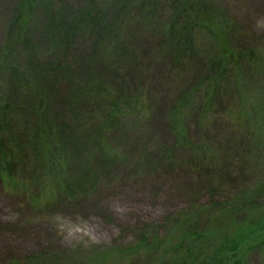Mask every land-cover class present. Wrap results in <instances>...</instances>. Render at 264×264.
Here are the masks:
<instances>
[{
	"label": "trees",
	"instance_id": "obj_1",
	"mask_svg": "<svg viewBox=\"0 0 264 264\" xmlns=\"http://www.w3.org/2000/svg\"><path fill=\"white\" fill-rule=\"evenodd\" d=\"M132 1L16 0L11 9V22L0 50V76L8 74L10 78L9 89L0 98V173L19 177L28 191L33 188L38 191L28 195L29 203L38 200L50 182L53 189L51 198L44 204L45 213L57 206L73 207L83 197L93 194L104 177L111 180L113 173L119 171V164L128 161L136 163V172L143 170L141 179L153 174L160 185L169 174L182 171L185 178L198 180L205 152L188 133L186 118H195L200 129V121L214 108H221L222 97L229 92L234 96L241 92L238 75L246 64L249 66L252 52L244 47L217 48L204 55L193 43V31L198 23L209 28L214 22V16L208 13L217 11L209 10L208 0H168L169 16L162 24L153 21L154 16L150 15L153 0H139L137 5ZM33 9L42 11L43 31L36 37L48 53L53 50L55 59H34L38 46L26 32ZM153 24H158L157 45L151 49L135 47L136 25L152 31ZM228 29L230 32L223 30L225 37L238 31L233 24ZM220 37L216 34L217 39ZM152 49H157L158 61H165L166 73L178 75L182 89L170 98L172 82H168L169 86L164 87L166 94L159 104L153 105L154 116L158 123L166 124L170 138L169 142H158L155 147L139 144L137 139L127 138V133L123 140L119 136L126 126L124 116L131 105L129 93L135 89L133 80ZM17 50L25 53L24 66L22 60L19 63L20 58L13 64L9 62ZM151 114L152 108L150 118ZM30 116L34 123H29L33 124L27 123L26 117ZM249 132H243L242 143L252 139ZM115 137L122 141L114 140ZM234 145L226 146L229 151L234 150L232 153H238L241 146L236 142ZM182 149L190 150L186 162L180 159ZM207 171H212V166ZM191 187L197 188L193 182ZM198 189L196 195H191L189 211L169 213L166 217V220L184 219L180 237L175 236L168 243L159 234L162 224L151 229L154 243L141 233L143 243L132 247L134 251L142 250L139 260L149 259L150 264H241V260L232 261L228 254L234 255L244 239L256 234V229L242 239L226 235L219 244L212 243L214 247L204 241L200 226L203 205L198 204ZM224 191L226 188L221 187L208 191L209 211L232 212H226L235 205L228 206L230 203L223 200L227 197ZM221 192L223 202L215 199ZM6 248L2 246L1 251ZM260 249L264 257V248ZM11 261L17 264L13 258Z\"/></svg>",
	"mask_w": 264,
	"mask_h": 264
},
{
	"label": "rangeland",
	"instance_id": "obj_2",
	"mask_svg": "<svg viewBox=\"0 0 264 264\" xmlns=\"http://www.w3.org/2000/svg\"><path fill=\"white\" fill-rule=\"evenodd\" d=\"M138 1L132 2L137 5ZM167 2H151L153 12L150 15L154 16L153 21L162 24L164 19L167 20L170 8ZM207 2L209 10L217 12H207L214 16L209 28L196 22L198 25L193 31L195 48L205 55L217 48L239 50L244 47L252 52V60L238 75L241 83L239 95L234 96L229 92L222 97L221 108L216 107L208 113L203 122L200 121V129L195 118H186L188 133L203 146L205 153L202 166L206 171L201 166L202 173L198 180L193 181L185 178L183 171L171 173L160 185L153 174H146L141 179L143 170L136 172L134 161L120 163L117 168L119 171L113 173L111 180L104 177L93 194L83 197L73 207L57 206L50 213H45L43 208L52 195L50 182L40 191L38 200L31 202L29 199L37 205L34 206L28 202V195L38 191L34 188L28 191L19 177L14 178L2 172L0 264H15L12 258L17 264H150L152 261L149 259L145 261L142 257L139 260L143 256L142 250L134 251L132 247L143 243L140 240L141 233L149 236V242L154 243L150 233L161 224L163 229L159 234L166 237L168 243L175 236L180 237L184 219L166 220V217L169 213L176 215L181 211H189L192 206L191 195H196L197 188L198 204L203 205L200 226L203 227L204 241L213 246L212 243L219 244L226 235L231 239H242L250 230L256 229L252 238L244 239L236 253H229L228 256L233 257L232 261L241 260V264H264L260 249L264 248V0ZM15 3L16 0H0V50L4 46L5 32L11 22V9ZM41 17L42 11L33 9L26 30L32 42L38 46L34 59H55L53 50L48 53L41 45L40 38L36 37L43 31ZM232 24L236 25L238 31L225 37L223 30L230 32L228 28ZM152 27L154 30L144 31L136 25L135 47L151 49L157 45L158 24ZM216 34L221 36L220 39L216 38ZM156 52L157 49H152L151 54L144 57L135 81L132 79L135 89L129 93L131 105L125 111L126 126L119 135L123 140L127 133V138H135L139 144L145 143L151 147L170 140L169 134H166V124L158 123L157 116H154L153 105L159 104V99L166 94L164 87L169 86L168 82H172L168 93L170 98L181 89L178 75L175 72L166 73V63L156 59ZM24 56V52L17 50L12 53L9 62L13 64L20 58L19 63L22 60L21 65L24 66ZM105 61L110 63L109 60ZM3 76H0V98L3 91L9 89V75ZM184 78L188 79L187 76ZM142 80L141 92L139 86ZM26 119L28 124L34 123L32 116ZM64 119L70 120L67 116ZM247 131H250L252 139H245L242 143L241 136ZM235 142L241 146L238 153H232L234 150L229 151L226 146L235 147ZM189 151L182 149L181 161H188ZM225 161L230 164L226 166ZM211 166L212 171H207ZM116 176L118 179L113 180ZM192 182L196 190L195 187L191 189ZM219 187L227 190L224 191L227 197L223 199L230 203L227 205H235L227 208L226 212L232 210L229 214L209 211L211 200L208 191ZM220 195L223 192L215 199L223 202ZM169 227L171 229L168 230ZM4 245L8 248L1 251ZM252 249L258 251L253 252Z\"/></svg>",
	"mask_w": 264,
	"mask_h": 264
}]
</instances>
